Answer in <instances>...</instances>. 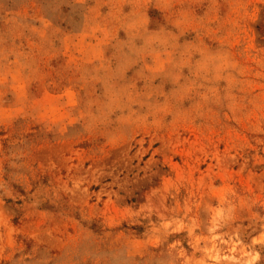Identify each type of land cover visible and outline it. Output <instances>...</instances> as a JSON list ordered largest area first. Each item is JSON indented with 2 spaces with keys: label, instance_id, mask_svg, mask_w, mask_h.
Segmentation results:
<instances>
[{
  "label": "rangeland",
  "instance_id": "rangeland-1",
  "mask_svg": "<svg viewBox=\"0 0 264 264\" xmlns=\"http://www.w3.org/2000/svg\"><path fill=\"white\" fill-rule=\"evenodd\" d=\"M0 264H264V0H0Z\"/></svg>",
  "mask_w": 264,
  "mask_h": 264
}]
</instances>
